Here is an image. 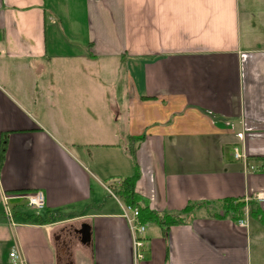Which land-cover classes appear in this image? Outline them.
I'll return each mask as SVG.
<instances>
[{
    "label": "crops",
    "instance_id": "crops-1",
    "mask_svg": "<svg viewBox=\"0 0 264 264\" xmlns=\"http://www.w3.org/2000/svg\"><path fill=\"white\" fill-rule=\"evenodd\" d=\"M103 58L125 67L124 110L101 91ZM2 59L0 264H264L257 0H0ZM134 170L154 212L231 198L245 214L202 209L166 234L149 223L137 260L106 191ZM36 191L33 217L19 196Z\"/></svg>",
    "mask_w": 264,
    "mask_h": 264
},
{
    "label": "trees",
    "instance_id": "trees-1",
    "mask_svg": "<svg viewBox=\"0 0 264 264\" xmlns=\"http://www.w3.org/2000/svg\"><path fill=\"white\" fill-rule=\"evenodd\" d=\"M142 139L143 138H140L138 141H142ZM6 144L7 138L6 135H3L0 142V164L5 156ZM138 177L137 170H134V174L131 177L122 180L118 186H112L115 195L121 203L138 209L139 221L141 224L146 226L149 223H155L162 229L164 234H166L172 226L185 224L189 218L195 217L196 211L202 209L205 210L208 216L213 218L230 217L234 220H239L245 214L246 204L239 199L231 198L213 203H191L181 213L174 215L154 212L150 210L148 200L135 192V184ZM252 202L249 205L248 210L251 209ZM34 216H36V214L33 215V217ZM27 219L32 222V217H27Z\"/></svg>",
    "mask_w": 264,
    "mask_h": 264
},
{
    "label": "built area",
    "instance_id": "built-area-1",
    "mask_svg": "<svg viewBox=\"0 0 264 264\" xmlns=\"http://www.w3.org/2000/svg\"><path fill=\"white\" fill-rule=\"evenodd\" d=\"M234 156L236 159L242 158V156L238 153L237 150H235ZM111 184L112 185H109L106 187V191L114 200L118 202L121 208V217L126 222L129 232L131 234L132 248H133V254L135 255V259L137 260L142 259L143 256L140 253V251L145 245L146 228L139 221V211L137 208L132 207L130 205H125L117 199L115 195V191L112 188V186H116V185L118 186L120 182H114ZM19 197L25 200L27 208H30L35 211H41L45 208V197L43 193L40 191L33 192L27 196H19ZM8 199L9 198L7 197H4L2 199V202H1L2 209H3V214L9 220V223L13 224L11 221L13 214L7 203ZM262 200L263 199L260 197L256 198L257 203L261 202ZM244 224H245L244 221H240V225H244ZM10 257L11 258L15 257L14 253L10 254Z\"/></svg>",
    "mask_w": 264,
    "mask_h": 264
},
{
    "label": "rangeland",
    "instance_id": "rangeland-1",
    "mask_svg": "<svg viewBox=\"0 0 264 264\" xmlns=\"http://www.w3.org/2000/svg\"><path fill=\"white\" fill-rule=\"evenodd\" d=\"M258 4L264 8V0H257ZM75 42L73 45L75 46ZM79 44V42H78ZM1 64L10 63L4 59L1 60ZM98 77L100 79L101 88L103 92L107 90L111 93H114L116 105L120 107L122 110L125 109V100L128 97V86L126 84V72L125 67L121 64L117 59L114 60H106L99 59L98 61ZM96 76V74H95ZM39 119V118H38ZM112 183V182H111ZM27 215L33 214H43L44 211H35L30 208H27L23 211Z\"/></svg>",
    "mask_w": 264,
    "mask_h": 264
},
{
    "label": "bare ground",
    "instance_id": "bare-ground-1",
    "mask_svg": "<svg viewBox=\"0 0 264 264\" xmlns=\"http://www.w3.org/2000/svg\"><path fill=\"white\" fill-rule=\"evenodd\" d=\"M145 226V225H144Z\"/></svg>",
    "mask_w": 264,
    "mask_h": 264
}]
</instances>
